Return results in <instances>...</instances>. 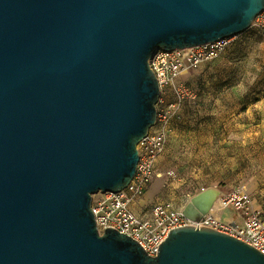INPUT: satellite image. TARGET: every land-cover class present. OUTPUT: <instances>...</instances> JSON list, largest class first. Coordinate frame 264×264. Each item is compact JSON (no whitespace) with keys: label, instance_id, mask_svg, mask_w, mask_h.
I'll return each mask as SVG.
<instances>
[{"label":"water","instance_id":"water-1","mask_svg":"<svg viewBox=\"0 0 264 264\" xmlns=\"http://www.w3.org/2000/svg\"><path fill=\"white\" fill-rule=\"evenodd\" d=\"M264 0H0V264H264V253L206 226L171 229L150 256L101 234L93 195L136 174L156 124L157 49L244 32ZM183 206L199 221L220 196Z\"/></svg>","mask_w":264,"mask_h":264},{"label":"rangeland","instance_id":"rangeland-1","mask_svg":"<svg viewBox=\"0 0 264 264\" xmlns=\"http://www.w3.org/2000/svg\"><path fill=\"white\" fill-rule=\"evenodd\" d=\"M160 97L168 142L136 210L160 200L182 207L193 186L227 193L242 185L264 216V35H239L219 57L175 78ZM171 168L179 182L169 180Z\"/></svg>","mask_w":264,"mask_h":264},{"label":"built area","instance_id":"built-area-1","mask_svg":"<svg viewBox=\"0 0 264 264\" xmlns=\"http://www.w3.org/2000/svg\"><path fill=\"white\" fill-rule=\"evenodd\" d=\"M243 33L264 35V8L244 32L198 46L155 50L149 63L160 82L161 91L185 71L219 57ZM161 100L160 97L159 102ZM165 122L166 116L163 117L158 109L156 124L138 144L139 162L130 183L118 192L93 195L92 209L99 232L102 234L106 227L115 228L135 238L150 256H156L160 243L168 237L171 229L193 224L236 236L264 253V216L255 206L250 191L242 185L227 193L221 192L213 208L199 221L189 219L183 214V206H174L167 200L155 202L145 211L136 210L135 205L154 181L158 160L168 142ZM168 177L172 183L181 179L175 168L169 169ZM203 189L205 187H191L185 194L186 199ZM228 209L236 215L228 214L224 218Z\"/></svg>","mask_w":264,"mask_h":264},{"label":"bare ground","instance_id":"bare-ground-1","mask_svg":"<svg viewBox=\"0 0 264 264\" xmlns=\"http://www.w3.org/2000/svg\"><path fill=\"white\" fill-rule=\"evenodd\" d=\"M159 185H160V182H159V181H156V182L152 185V187H151V189L149 190V192L147 193V195H151L156 189H158ZM224 216H225V217H228V215H225V214H224Z\"/></svg>","mask_w":264,"mask_h":264},{"label":"crops","instance_id":"crops-1","mask_svg":"<svg viewBox=\"0 0 264 264\" xmlns=\"http://www.w3.org/2000/svg\"><path fill=\"white\" fill-rule=\"evenodd\" d=\"M152 195V194H151ZM151 195H148V196H151ZM224 216V215H223Z\"/></svg>","mask_w":264,"mask_h":264}]
</instances>
